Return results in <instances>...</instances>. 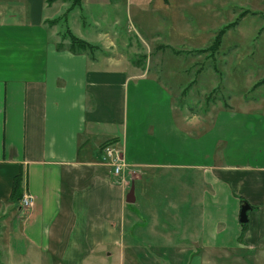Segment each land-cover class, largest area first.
I'll return each mask as SVG.
<instances>
[{"label":"crops","instance_id":"obj_1","mask_svg":"<svg viewBox=\"0 0 264 264\" xmlns=\"http://www.w3.org/2000/svg\"><path fill=\"white\" fill-rule=\"evenodd\" d=\"M67 1L0 0V239L9 240L0 264H184L189 255L204 264L220 249L264 254V102L176 110L171 90L128 58L61 42L49 21ZM124 1L141 6L83 0L80 10ZM76 13L73 33L110 47ZM113 138L121 175L104 160ZM21 171L27 208L11 201Z\"/></svg>","mask_w":264,"mask_h":264},{"label":"rangeland","instance_id":"obj_2","mask_svg":"<svg viewBox=\"0 0 264 264\" xmlns=\"http://www.w3.org/2000/svg\"><path fill=\"white\" fill-rule=\"evenodd\" d=\"M73 1L68 0V9L56 17V23L51 22L60 27L61 42L71 44L70 17L77 12L80 23L86 20L96 27L92 33L110 44L108 48L94 44L88 52L126 57L141 66L171 90L176 110L191 114L212 108L214 113L255 97L264 102V84L248 96L253 85L264 78V0H137L141 6L124 1L119 9L113 5L90 7L92 15L82 13V3L68 12ZM228 24L217 52V70L206 54L189 53L210 45ZM188 85L191 88L184 98L182 92ZM216 90V100H208ZM5 241L9 240L0 239L1 244ZM11 243L18 245L14 239ZM188 246L193 244L189 241ZM199 257L189 255L184 264ZM204 259V264H264V254L245 248L220 249Z\"/></svg>","mask_w":264,"mask_h":264},{"label":"trees","instance_id":"obj_3","mask_svg":"<svg viewBox=\"0 0 264 264\" xmlns=\"http://www.w3.org/2000/svg\"><path fill=\"white\" fill-rule=\"evenodd\" d=\"M58 0H47L48 4H53L54 2H56ZM83 0H74L73 4L71 5V8H69L68 12L71 11L74 6L76 5H80L82 3ZM58 21V18L50 20L49 22H53L56 23ZM231 24H228L226 26H224L223 28H221L215 35L213 42L206 46V47H202L199 49H194L189 51V53L192 54H206V58L211 59L212 66L217 70V52L219 51L221 45H222V39L223 36L225 35L226 31L229 29L228 27H230ZM71 49L75 52H86L87 50H92L94 48V44L87 42L86 40H83L77 36H75L74 34H72L71 36ZM196 78L193 79L192 83H195ZM264 84V78H262L261 80H259L258 82H256L253 87L250 89V92L248 94V96L252 93L260 86ZM191 86L188 85L184 88L182 94H184V98L187 95V90L190 89ZM219 90V89H218ZM214 91L213 93H211L210 95H208V97H210L211 99H208L210 101L212 100H216V92L218 91ZM186 92V93H185ZM183 96V95H182ZM249 98V97H248ZM257 98V97H255ZM228 106V104H227ZM195 111V110H193ZM192 113H199V111L196 112H192ZM115 142V138H113L112 140H109L107 142H105L102 145V149L105 148V146H107L108 144H113ZM24 184H25V172L21 171L19 174H17L14 177V181H13V185H12V193H11V201L16 203H19L23 196H24ZM242 226L245 228L247 226V222L246 223H242Z\"/></svg>","mask_w":264,"mask_h":264},{"label":"built area","instance_id":"obj_4","mask_svg":"<svg viewBox=\"0 0 264 264\" xmlns=\"http://www.w3.org/2000/svg\"><path fill=\"white\" fill-rule=\"evenodd\" d=\"M104 158L109 162L113 167L114 173L120 175L123 169L126 166V162L122 156V153L119 148L113 144H108L103 148ZM33 198L30 194L25 193L21 202L24 208L29 207L32 204Z\"/></svg>","mask_w":264,"mask_h":264},{"label":"water","instance_id":"obj_5","mask_svg":"<svg viewBox=\"0 0 264 264\" xmlns=\"http://www.w3.org/2000/svg\"><path fill=\"white\" fill-rule=\"evenodd\" d=\"M133 192H134V189H131V191L129 193V197L133 196V194H134ZM132 200H133L132 198H129V201H132ZM248 208H249L248 205H243L241 208V211H240V222L241 223L248 222V214H247Z\"/></svg>","mask_w":264,"mask_h":264}]
</instances>
